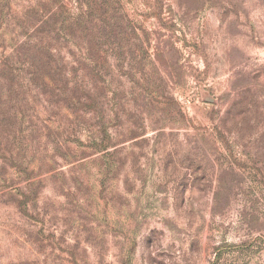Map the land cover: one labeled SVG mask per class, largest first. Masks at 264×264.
Here are the masks:
<instances>
[{"label":"rangeland","instance_id":"rangeland-1","mask_svg":"<svg viewBox=\"0 0 264 264\" xmlns=\"http://www.w3.org/2000/svg\"><path fill=\"white\" fill-rule=\"evenodd\" d=\"M91 1L0 0L117 41L0 72V264H264V0Z\"/></svg>","mask_w":264,"mask_h":264},{"label":"trees","instance_id":"trees-1","mask_svg":"<svg viewBox=\"0 0 264 264\" xmlns=\"http://www.w3.org/2000/svg\"><path fill=\"white\" fill-rule=\"evenodd\" d=\"M87 8H90L92 11L93 10H97L99 8H102L101 5H99V0H92L90 2V4L88 5ZM33 9L32 7L30 8V10ZM6 10V7L1 10V14H3ZM7 12L11 13V11H9V9L7 8ZM35 14L38 13V8L35 7ZM77 11H81L82 12V7L77 8ZM31 15V12H27L25 13L22 17H17L20 20H27L29 18V16ZM14 17H16L15 15H13ZM46 22H41V24H44ZM99 23V21H98ZM98 23H95L96 25ZM122 22H116L113 23L112 26L109 25L108 23H105V21H101V25L102 27L106 30H110L112 27V30L117 31L119 28L125 30V32H127V29H130V25L129 24H124L121 25ZM30 24V23H28ZM48 26H51L52 24L50 22L46 23ZM19 25V24H18ZM22 26H25V24H20ZM83 26H86V24L84 22H82V20L80 18H69L67 20L62 21L61 23H54L53 26V30L55 28L58 27L57 32L59 34H56V37H42L39 35H35L36 31H38V33L41 32V27L37 30H35V28L33 27V30H35L34 35L31 34L32 31L30 33H26L24 35V38L19 40V42L14 43L12 45L11 48L12 52L10 53V55L6 56V54L2 55V59L0 60V72H9V73H13V70H15L17 67L22 66V65H26L29 64V66H36V62L33 60L35 58H32L30 61H24L23 57L26 54V51H31L32 49H37L36 51L38 52H47L49 53L50 56H57L62 54V52L64 50H66V53L69 55H71V52H69L70 50H75L76 52H78L80 55L83 56V52L84 51H92V50H102L104 47L107 46L108 50L114 51L116 50L117 47V41L112 40V36H110V31L105 33V36H103V38H97V37H92V38H83L80 35V32L83 31ZM25 29H29L28 27H22ZM111 30V31H112ZM11 40V38H10ZM15 41V38L12 39L11 42ZM104 42H106L107 44H105ZM55 45V47H53ZM69 50V51H67ZM19 54H21V56H19ZM69 55V56H70ZM20 57V59L18 61H16V58ZM64 61V60H63ZM29 62V63H28ZM17 65V66H16ZM16 66V67H15ZM75 71L71 70L68 72H65L64 74V78L66 79L67 83L70 85H72V89L77 91L79 90V88L81 86H79V82H77L76 77H75ZM52 81H55V77H52ZM85 78V77H84ZM80 83H82V81L80 80ZM67 85V86H69ZM84 86V85H83ZM87 88H89L91 91L94 89V87L92 86H88ZM82 89V87H81ZM85 89V88H84ZM91 103H90V107L89 109L86 111V113H92L95 112L94 109H91ZM107 144H105L104 142H102L101 146L106 147ZM103 147V148H104ZM106 149H104L103 151H106Z\"/></svg>","mask_w":264,"mask_h":264}]
</instances>
